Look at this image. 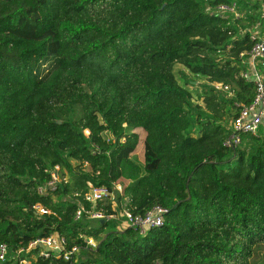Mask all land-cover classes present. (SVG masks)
<instances>
[{"label":"trees","instance_id":"16d2710c","mask_svg":"<svg viewBox=\"0 0 264 264\" xmlns=\"http://www.w3.org/2000/svg\"><path fill=\"white\" fill-rule=\"evenodd\" d=\"M233 3L238 19L215 13ZM263 3L0 0V244L10 255L56 233L69 246L100 239L76 264H264V133L230 149L221 123L253 99L237 76ZM191 78L205 83L191 90ZM55 166L68 182L40 195ZM87 182L121 184L118 202L128 197L135 214L167 207L163 225L139 235L76 221ZM36 204L51 214L37 217ZM38 252L19 259L75 264Z\"/></svg>","mask_w":264,"mask_h":264},{"label":"built area","instance_id":"2783aa9c","mask_svg":"<svg viewBox=\"0 0 264 264\" xmlns=\"http://www.w3.org/2000/svg\"><path fill=\"white\" fill-rule=\"evenodd\" d=\"M215 13L220 15L228 13L233 15L234 19L240 17L236 3L232 5H218L215 8ZM260 18V22L248 30L253 45L248 52L240 55V59L246 68L237 76L244 82L254 86V96L252 101L247 105L239 106L236 104L239 106V112L231 120V125L228 128L229 135L224 141V146L230 149L239 147L244 135L257 137L261 133H264V3ZM212 87L227 97H234L235 95L234 90L229 85L213 83ZM86 133L88 134V132ZM49 175L50 180L38 187L40 195H48L50 191H55L59 185L66 184L69 180L67 174H62V169L59 166L53 167L49 171ZM87 187V191L81 194L82 200H78L75 214L76 221L84 220L92 227H96L106 221H112L122 226L123 229L130 228L135 230L139 235H145L151 229L163 225L164 216L168 212L167 207L156 205L144 214H135L129 205L130 200L128 197L121 204L118 202V197L123 193L121 184H115L110 189L106 186L95 187L92 183L87 182ZM78 196L80 194H75V197ZM85 202L90 204L89 208L86 207ZM32 210L37 217L51 214V211L41 204L34 205ZM80 238L83 240V246H69L65 237L53 233L30 243L27 249H18L13 255H10L9 247L1 243L0 264H6L10 259L15 260L14 264H30V261L19 259V256L35 248H39L38 254L44 259L56 256L62 258L65 262L76 264L81 261L82 251H95L100 241V239L97 240L93 236L80 235Z\"/></svg>","mask_w":264,"mask_h":264},{"label":"rangeland","instance_id":"374dc122","mask_svg":"<svg viewBox=\"0 0 264 264\" xmlns=\"http://www.w3.org/2000/svg\"><path fill=\"white\" fill-rule=\"evenodd\" d=\"M176 70H181V68L179 67V66H177V69ZM192 79V85L193 86H189V88L191 89V90H194V89H197L199 86H201V85H204V81L203 80H201V79H195V80H193L194 78H191ZM192 103L193 104H198V105H201L202 107H204L203 106V103H202V101L201 100H199V101H197L196 100V97L194 98V100L192 101ZM207 113V112H206ZM205 113V114H206ZM207 115V114H206ZM224 126H226L227 128H229L230 127V125H231V120H229L228 118H226V117H224V119L222 120V122H221ZM135 160L137 161V160H139V161H141L142 160V153H138V156H137V158H135ZM116 229L117 230H123V228H122V226H119V225H117V227H116ZM85 256H84V254H81V260L84 258Z\"/></svg>","mask_w":264,"mask_h":264}]
</instances>
